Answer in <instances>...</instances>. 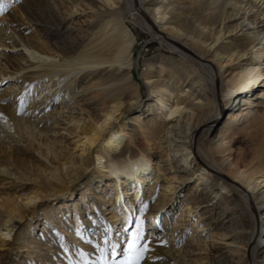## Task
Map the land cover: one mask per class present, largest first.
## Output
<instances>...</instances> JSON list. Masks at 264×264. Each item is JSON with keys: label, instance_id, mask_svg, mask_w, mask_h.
I'll list each match as a JSON object with an SVG mask.
<instances>
[{"label": "bare ground", "instance_id": "bare-ground-1", "mask_svg": "<svg viewBox=\"0 0 264 264\" xmlns=\"http://www.w3.org/2000/svg\"><path fill=\"white\" fill-rule=\"evenodd\" d=\"M66 1L67 15L55 0H17L0 15V67L4 58L6 64L11 63V56L5 52L20 46L24 50L23 63L28 65L14 64L15 76L7 74L13 77L12 90L22 92L25 83H40L45 78L27 108L30 112L42 110L47 119L52 103L62 94L64 108L70 112L67 121L82 145L78 153L62 156L50 166L21 172L9 137L17 140L21 134L34 139L36 130L42 129L38 119H25L19 107L3 106L6 124L0 123V178L5 183L0 182V251L12 238L25 247L26 239L41 226L44 238L59 233V247L68 249L65 259H72L71 264L77 257L83 260L81 251L94 258V254L99 255L95 242L98 236L102 242L105 225L112 226L115 240H120L118 212L139 210L146 202L136 204L132 197L141 200L146 196L150 203L161 186V199L152 207L154 212L150 214L154 216L148 221L149 231L156 236L154 258L159 259L144 264H181L179 251L174 253L170 246L177 242V229L183 226L179 222H186L190 211L186 214L181 209L167 229L173 210L164 209V198L176 192V184L181 181L178 175L187 174L190 161L193 168L186 180L198 176L192 190L206 209L201 216L206 222L192 231L187 264H206L214 256L221 264H264V116L251 107L239 114L245 106L264 108V90L256 99L249 95V89L257 86L263 76L252 70L264 58V29L253 27L252 19L264 21V0ZM81 9H91L94 14L89 38L82 35L74 19ZM136 28L148 32L160 43V50L172 56L162 54L145 62V85L154 100L131 118L116 120L113 125L124 108L140 104L139 99L133 102L129 98L140 87L133 79ZM235 65L241 70L227 86L223 78ZM1 70L0 75L6 76ZM242 84L244 89L240 88ZM228 87L232 91L229 94L243 89L246 95L240 99L233 98L235 94L223 102ZM225 112L230 123L215 145L209 134ZM187 117L194 120L185 127L182 124ZM178 118L179 124L173 125ZM229 130L248 136L252 148L240 157L230 156L231 161L226 163L220 155L229 148ZM139 132L146 137L149 148L138 144ZM231 140L233 145L239 143L236 138ZM179 151L182 154L177 155ZM23 182L33 185L31 194ZM12 190L17 192L15 198L8 195ZM145 190L148 195L144 196ZM21 192L26 193L24 197ZM223 192L229 194L227 201ZM67 193L56 211L45 209V223H26L46 195ZM101 218L104 221L97 223ZM207 227L219 232L211 237L217 243V237L237 243V254L228 249L213 254L207 241L195 234ZM35 236L30 243L37 247ZM165 237L170 243L161 246L159 241Z\"/></svg>", "mask_w": 264, "mask_h": 264}, {"label": "rangeland", "instance_id": "rangeland-1", "mask_svg": "<svg viewBox=\"0 0 264 264\" xmlns=\"http://www.w3.org/2000/svg\"><path fill=\"white\" fill-rule=\"evenodd\" d=\"M58 1L59 0H55L56 4L60 6L62 13L64 15H67L66 12L68 10L66 8L68 6V2L66 0H63L61 2H58ZM117 7L118 6H114V8H117ZM81 10L78 13H76V15H74L75 17L74 19L79 22V26L81 27V30L83 31L82 35L85 38H89L88 34H89V31H91L92 29L94 14L91 11V9H88L86 11H83V9ZM262 19L263 18H261V20L258 18L256 19L253 18L252 19V21L254 22L253 27H257V28L259 27L260 29H264V21ZM68 21L71 22L70 17H68ZM127 24L129 25L130 23L127 22ZM136 29H133L135 37H136V43L133 49V56H134L133 79L136 83L139 84L140 87L137 91V94L130 96L129 98L130 100H133V102L139 99L140 104H139V107L133 106L132 108H129V107L124 108L122 114L117 115L116 119L113 120V125H116L115 122H118L116 120L131 118L130 116H132L133 114H135L136 112L144 108L148 102L154 100L153 99L154 96L152 95L150 88L145 85L146 79L144 78L145 76L143 75L145 71V66H144L145 62L147 60H151L155 56H160L162 54L167 55V56L169 55L172 56V54L170 53L162 52L160 50L161 49L160 43L154 40L153 37L150 36V34H148V32L140 28H136ZM31 36L35 37L36 35L35 33H32ZM34 40L37 41L38 39L35 37ZM23 52L24 50L22 46L7 50V52L5 53L7 54V56H11V63L6 64L8 60L4 58L3 63H2V68L0 67V70L2 69L1 70L2 73L6 74V76L0 75V123L1 125L4 126L6 124L3 122L4 115L1 113L3 106L11 104V105H14V107L17 106L18 108L20 106L19 98L23 96L25 98L26 107L22 113L20 112V114L24 116L25 119H29V118L33 120L38 119L39 127L40 129H42V132H40L39 130H36V132L34 133L35 135L34 139L26 138L22 136L21 134L19 135L20 137L17 140L11 139V137H9V140H10L9 143L12 148L11 151L14 154V157L17 161L16 167L21 172H25L29 170L30 168L38 169L39 167H44V165L50 166V163L57 161L58 159H61L62 156H70L72 153H78L82 148L81 142L77 136L78 133H76L73 130L74 128L73 125L69 124L67 121V119L69 118L70 112L68 111V109L64 108L65 106L63 105L64 102H63L62 94L58 95L57 100L52 103L51 110H49L50 116L47 119L45 118V114L42 115V112H41L42 110L37 109L35 112H30L29 109L27 108L29 100H32L33 98L36 99V95L39 92V89H38L39 85H41L42 82L46 80L45 78L41 79L40 83H36V82H30L29 84L25 83L26 87L24 88L22 92H18V91L15 92L12 90L13 89L11 86V84L13 83L12 78L15 76L13 65L15 64L18 67L20 66V63H21L24 67H28L27 63H23V60H22ZM251 57H253V55H251ZM245 62L246 61L242 62L241 65L245 64ZM29 63H32V62L29 61ZM240 67L241 66L239 65L230 67L229 72L227 73L228 76L223 78L227 86L230 84V82L233 79H235V77L241 70ZM252 71L259 72L263 75L261 76L259 84L249 89V95H254L256 99L260 91L264 90V58L260 61H257V67H255V69H253ZM7 74H13V77L8 76ZM58 82L60 83L61 81H58ZM21 84L22 83L19 82L18 85L20 86ZM63 86H64V83L60 85V89ZM240 88L244 89L243 84L241 85ZM243 89L233 94H229L232 91H230V87H228L227 92H225L226 96L222 98L223 102L226 101L228 97H231L232 95H235V94L236 95L233 98L240 97L241 99L242 96L244 97V95H246V93L243 92ZM236 90H233V91H236ZM19 93L20 95L19 97H17V94ZM240 99H237L236 101H240ZM13 101H15L14 104H12ZM250 107L255 110H259L260 116L261 115L264 116V108L255 107L253 105L245 106V108L243 109L241 108L242 110L239 109V114L244 113V110ZM45 110L46 108L44 109V111ZM39 114H41V116H39ZM142 118L144 119V116H142ZM228 118H229V115H227V112L221 115L220 118L218 119L219 122H217L213 126L211 133L209 134V139L210 140L213 139V142H215V145L216 143H218L220 137L223 135V131L226 129V125L230 123ZM176 120L177 119H175L174 121ZM193 120H194L193 118L190 119L189 117H187L183 120L184 123L182 125L186 127L185 124L186 123L192 124ZM177 124H179V118H178V123L176 122L173 123V125H177ZM175 132H180V131L179 129H176ZM229 133L230 135H232L229 139L226 140L227 146L229 148L227 149V151H225L224 153L220 155L222 161L224 162L226 161V163H229V161H231L230 156H233L235 158L240 157L244 155L245 153H247L252 148V143L248 136H242V135L236 134L234 130H229L228 132H226V134H229ZM233 138L234 139L236 138V140L239 143L233 145L232 140H231ZM138 144L140 145L141 148H149L148 143L146 141V137L141 132H139ZM179 144L177 142V145ZM46 151L48 153V156H46L47 154ZM154 151L158 152L157 149H154ZM160 153L161 152H158V154ZM179 154H182V151H179L177 153V155ZM192 168H193V164L190 161H187V171H188L187 174H191L190 172L192 171ZM187 174L178 175V177L181 178L180 179L181 181L178 184H176L177 185L176 192L172 195H169L168 198L166 199L164 198V202H165L164 209L173 210V213H172L173 215L171 216V219L168 220L165 226L167 229H170L172 227L173 221H176V218H178V215L181 212V209L185 210L186 214H187V211L188 212L190 211V213H188L189 217L187 221L179 222L180 224H183V226L182 228L177 229V235H178L177 242H173V244L170 246L174 249L173 250L174 253L179 251L178 258L180 259L181 258L180 256H182V258L180 259L181 264H187V245H188V240H190L192 237V231H194V227L197 225L203 226L206 222V220L201 219V216L203 213L206 212V209L203 208V206H200L199 204L200 200L199 198L196 197L197 195L195 194V190L194 191L192 190V188H194L198 184V176H196L194 179L190 181H187L186 180ZM0 182L5 183V181H3L2 178H0ZM23 183H25L24 185L27 186V188L29 189L28 193L31 194L32 192L31 187L33 185L27 182H23ZM162 189L163 188L161 186H158L157 191L154 193L155 197L150 203H149V200H147L148 198L146 199V196H145V195H148V190H145V192L143 193L145 197H142L141 200H136L135 197H132V200L136 204H139V202L143 201V203L146 202V204L148 205V209L143 219L146 222L147 236L152 240L151 246L154 248V251L151 252L149 255L152 256L153 258L157 251L156 249L157 246L154 245V242H153L156 236H155V233H151L149 231L148 221L150 220L151 216H154V214L152 213L150 214V212H154V209H152V207L160 201L161 195L163 192ZM21 193H24V192H21ZM224 193L227 194L226 192H223V194ZM15 194H17V192L12 190L11 192H9L8 195H10L11 198H15L16 197ZM25 194L26 193H24L21 197H24ZM194 194L196 196H194ZM68 195H69L68 193L61 194V196L46 195V197L38 201V209L35 211L34 217L26 218L27 219L26 223L32 224L34 221H36L37 224L45 223L46 222L45 221L46 217L44 215L45 209L50 208L53 210L55 209L54 211H56L60 207L61 201L63 202L65 197H67ZM228 195L229 194L224 195L225 196L224 199H226L225 201H227ZM125 211L126 210L124 209L123 212L122 211L118 212L120 216H119L118 221H116V224L119 229H121L122 225L126 224V220H127L126 214L128 212H125ZM138 211H139L138 208H134V217L139 216ZM165 215H166V211H165ZM105 218H101L100 220L97 221V223H100L102 220L104 221ZM260 224L261 223L259 222V225ZM262 225H264V223ZM40 227L41 226H39L37 230H34L35 235H38L35 237L36 239L39 240L37 247H34L30 243L32 239V235H34V233L30 234L29 236L30 238H28V240L26 239L25 247L19 246L12 238L9 241V246L5 250L0 251L1 264H71L69 260H72V259H69V260L65 259V255H66L65 250L64 248H62V246L59 247V243L61 244V240H62L59 237V235L53 232L54 235H52V237L49 236V237L44 238L40 231L41 230ZM49 227L51 230H54V225L52 223H50ZM130 230H134V224H133V228ZM195 232H196L195 234L197 237H199L202 240L207 241L209 248L211 247V250H212L211 252L213 254H216V252L222 249H224L222 250L223 253H226V251L228 252V250H230L231 253L237 254L236 251H238V249L236 247L238 245L237 243H234L233 240H230V239L221 240L220 237H217L220 240L219 243H217L216 241H214V239L211 238L213 234L218 235L219 232L210 230L209 227L205 228L203 233L202 232L200 233L197 231ZM117 233L119 234V237H120L119 241L121 242V249L119 250L121 252V255L118 256L117 259H121L122 254H123V248L125 247L123 240L127 237V234L121 235L120 231ZM22 236H23V240H25L26 237H24V235ZM113 239H115L114 236H113ZM163 240H166L167 243H170L169 238L165 237ZM161 246H164V245L161 244ZM97 256L98 254H94L93 256L94 258H92V256L88 254L87 260L88 261L95 260ZM77 258L75 261L76 264H86L84 257H82L83 260H80ZM80 261L82 262L80 263ZM211 263L221 264V261L218 262V257L214 256L211 261L209 260L208 262H206V264H211Z\"/></svg>", "mask_w": 264, "mask_h": 264}, {"label": "snow or ice", "instance_id": "snow-or-ice-1", "mask_svg": "<svg viewBox=\"0 0 264 264\" xmlns=\"http://www.w3.org/2000/svg\"><path fill=\"white\" fill-rule=\"evenodd\" d=\"M17 0H0V15H2L8 8L12 7ZM19 110L22 113L26 107L25 98H20ZM148 205L144 204L139 209V216L134 217V210H129L127 213L126 224L121 226V235L127 234V237L123 240L125 247L123 248V254L121 259H117L121 255L119 251L121 249V242L113 239V228L110 225H105L101 238L98 236L95 242V250L99 253L95 260L88 261L87 253L81 251L79 254L85 258L86 264H144V262L159 259L153 258L149 254L154 251L152 240L147 236L146 222L143 219ZM134 230H130L133 228ZM79 234V230H77ZM59 235V233H58ZM90 242V241H89ZM160 244L166 245V240H160ZM65 251H68L65 248ZM111 256V258H109ZM76 264V262H72Z\"/></svg>", "mask_w": 264, "mask_h": 264}]
</instances>
